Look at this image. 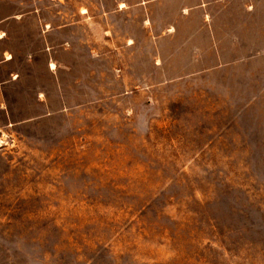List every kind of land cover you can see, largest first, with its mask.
<instances>
[{"label": "rangeland", "instance_id": "obj_1", "mask_svg": "<svg viewBox=\"0 0 264 264\" xmlns=\"http://www.w3.org/2000/svg\"><path fill=\"white\" fill-rule=\"evenodd\" d=\"M0 264H264V0H0Z\"/></svg>", "mask_w": 264, "mask_h": 264}, {"label": "crops", "instance_id": "obj_2", "mask_svg": "<svg viewBox=\"0 0 264 264\" xmlns=\"http://www.w3.org/2000/svg\"><path fill=\"white\" fill-rule=\"evenodd\" d=\"M11 56L8 54L7 58H10Z\"/></svg>", "mask_w": 264, "mask_h": 264}]
</instances>
